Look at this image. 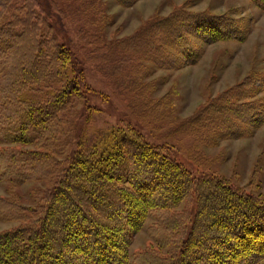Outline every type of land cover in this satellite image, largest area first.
I'll list each match as a JSON object with an SVG mask.
<instances>
[{
    "label": "trees",
    "instance_id": "obj_1",
    "mask_svg": "<svg viewBox=\"0 0 264 264\" xmlns=\"http://www.w3.org/2000/svg\"><path fill=\"white\" fill-rule=\"evenodd\" d=\"M48 1L0 0V144L35 148L1 150L0 180L44 183L34 205L0 198V220L21 221L0 231V264H134L135 233L155 212L164 218L153 228L158 249L136 264H264V193L195 176L136 126L92 129L85 111L87 62L140 118L158 122L166 99L153 96L149 63L177 69L200 60V42L244 40L238 19L183 7L109 39L102 0ZM244 84L207 101L184 127L209 144L250 136L264 125V100L253 98L250 78Z\"/></svg>",
    "mask_w": 264,
    "mask_h": 264
},
{
    "label": "rangeland",
    "instance_id": "obj_2",
    "mask_svg": "<svg viewBox=\"0 0 264 264\" xmlns=\"http://www.w3.org/2000/svg\"><path fill=\"white\" fill-rule=\"evenodd\" d=\"M102 5L112 16V23L105 31L109 39L130 36L148 21L183 7L231 14L248 34L244 40L200 42L204 49L200 60L177 69L158 68L149 63L153 72L146 80L156 84L153 96L166 99L165 114L158 122L140 118L129 105V98L117 90L112 79L86 62L90 106L87 105L85 111L87 114L93 112L94 117L88 125L84 116L79 121V130L84 125L92 129L122 124L136 126L149 140L164 145L195 176L218 174L249 191L264 193V125L250 136L220 138L212 144L206 142L202 132L194 127L186 129L183 125L207 101L242 84L246 86L248 78L257 88L253 98L264 100V8L254 0H138L132 6L102 0ZM8 147L35 149L34 146L3 143L0 151ZM43 185L40 181L17 185L1 179L0 198L34 205L38 202L37 189ZM162 222L164 218L155 212L135 233L131 245L134 264L136 255L151 247L158 249L153 228ZM20 223V220H0V231Z\"/></svg>",
    "mask_w": 264,
    "mask_h": 264
}]
</instances>
